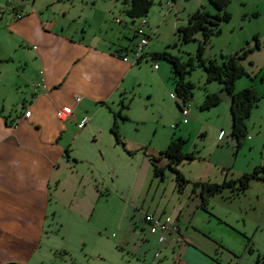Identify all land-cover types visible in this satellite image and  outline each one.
Returning <instances> with one entry per match:
<instances>
[{
	"label": "rangeland",
	"instance_id": "374dc122",
	"mask_svg": "<svg viewBox=\"0 0 264 264\" xmlns=\"http://www.w3.org/2000/svg\"><path fill=\"white\" fill-rule=\"evenodd\" d=\"M41 1L49 19L69 25L66 30L75 36L94 35L119 44L139 39L136 29L140 18L129 22L121 0ZM150 1L143 18L154 34L147 48L166 51L185 64L183 78L191 83L190 95L185 102L173 99V72L164 57L146 54L132 64L126 79L129 90L115 111L125 117L118 133L132 153L121 151L118 158L111 153L104 158L107 168H93V173L103 177L110 168L117 174L111 181L105 180L106 188L99 179L104 195L97 215L80 219L58 203L48 206L55 207V214L46 216V232L34 243L27 264H142V254H134L141 244L151 246L144 254L146 264H172L179 243L155 241L156 246L151 239L145 243L143 232L133 223L135 209L140 214L163 212L162 221L169 215L177 227L175 233L179 231L187 240H202L207 245L205 254L221 264H264V80L260 79L264 42L259 41L264 37V0H228L225 10L230 18L220 22L218 34L201 43L199 55L200 34L196 32L184 41L178 27L185 25L196 9L211 11L213 5L207 0ZM113 18L126 23H116ZM251 34L257 37L258 48H254ZM246 42L254 49L237 59L244 73L234 80L233 91L252 87L258 100L245 120L244 136L238 139L231 133L230 96L218 80H206L200 59L203 63L214 59L219 64L222 57ZM152 62L157 64L156 70ZM207 96L216 97V102L207 101ZM176 102L188 105L186 124L180 122ZM174 138L183 140L181 151L193 155L175 165L188 181L181 189L168 168L164 167L161 180L145 170L143 155L136 149L143 145L156 156ZM165 160L162 157L158 164L164 166ZM243 174L249 176L240 187ZM194 181L231 182L211 195L204 193L207 199L203 208L199 205V186L191 187ZM175 211L179 212L178 219Z\"/></svg>",
	"mask_w": 264,
	"mask_h": 264
},
{
	"label": "crops",
	"instance_id": "0c3cea01",
	"mask_svg": "<svg viewBox=\"0 0 264 264\" xmlns=\"http://www.w3.org/2000/svg\"><path fill=\"white\" fill-rule=\"evenodd\" d=\"M43 4L41 0H12L11 4L0 0L4 6L0 21V264L25 263L34 243L46 232V216L55 214V207H48L51 204L65 206L80 219L97 215L104 195L101 182L106 188L105 180L117 174L110 168L103 177L93 168H107L104 158L111 153L118 158L121 151L131 152L120 135L123 145L115 141L110 126L112 112L129 90L126 79L135 64L114 52L134 43L75 36L66 30L69 25L50 20ZM11 7H17L21 15L11 18ZM211 9L210 13L216 11L214 6ZM259 41L264 42V37ZM147 45L143 56L155 52ZM37 79L43 87L33 90L30 82ZM62 106L71 110L65 120L56 116ZM83 115L88 121L77 128ZM122 122H117V131ZM142 146L136 149L143 155L145 170L151 171L148 155L153 154ZM145 213L149 212L140 214L135 209L133 223L143 232L145 243L151 239L158 246L143 220ZM150 214L161 221L164 216L163 212ZM165 216L169 222L171 217ZM167 240L179 243L172 264H221L205 254L207 245L202 240H187L179 231ZM149 247L141 244L134 251L142 254V264Z\"/></svg>",
	"mask_w": 264,
	"mask_h": 264
},
{
	"label": "trees",
	"instance_id": "16d2710c",
	"mask_svg": "<svg viewBox=\"0 0 264 264\" xmlns=\"http://www.w3.org/2000/svg\"><path fill=\"white\" fill-rule=\"evenodd\" d=\"M124 4L122 8L123 13L128 18L129 22H133L135 18L144 17L147 13L148 7L151 3L150 0H121ZM216 11L210 13L204 10L202 7L196 9L194 12L189 14L185 25L179 26L178 31L180 37L185 41L192 38L193 34L198 32L200 34L199 45L197 48V54L199 55L201 50V43H206L209 38L220 32L219 24L221 21H227L230 18L229 13L225 10L228 0H208ZM132 36H135L134 33ZM254 40V48L259 47V42L255 35L252 36ZM254 48L249 47L246 42L243 47H240L237 51L232 54L222 57V61L218 64L214 59H207L206 63L200 59V63L205 71L206 80L216 79L221 83L222 88L229 94V113L231 119V133L238 139L245 134V120L249 115L250 109L255 105L258 97L256 96L252 87H245L241 90L235 92L233 91L234 80L244 73L243 67L237 63L238 58H244L247 53ZM128 47L117 49V52H124ZM152 57H164L170 64L173 72V82H174V93L180 99L181 102H185L190 95L191 83L184 80L183 74L186 71L185 64L180 62L176 57L170 55L166 51H155L151 53ZM143 57V56H142ZM260 79L264 80V68L262 69ZM207 101L211 103L216 102V97L207 96ZM176 105H180L176 102ZM113 121L110 126V131L114 135L116 142L123 145L120 139L119 133L117 131V122L119 119H125V117L120 116L118 112H112ZM183 140L180 138H174L169 140L166 147L159 151L158 154L148 155V161L151 167L152 174L159 177L161 180L163 178L164 167L168 168L175 175V181L178 184V188H182L184 184L188 181L183 177L180 171L175 167V165L184 159H192L193 155L188 152L181 151V144ZM140 149H144L143 147ZM127 153H131L127 150ZM162 157H165V165H159V161ZM249 174H243L240 178V187L245 184V180ZM231 181L218 183H209L206 181H194L191 182V187L199 188L200 204L204 208L207 196L204 194L211 195L212 193L218 191L223 186L229 184ZM264 255V254H263ZM5 264H27V263H16L10 262Z\"/></svg>",
	"mask_w": 264,
	"mask_h": 264
},
{
	"label": "built area",
	"instance_id": "2783aa9c",
	"mask_svg": "<svg viewBox=\"0 0 264 264\" xmlns=\"http://www.w3.org/2000/svg\"><path fill=\"white\" fill-rule=\"evenodd\" d=\"M25 1H32V0H25ZM12 0H6L7 4H11ZM11 18H17L19 17L20 10L17 7H11L10 8ZM4 6L0 5V21L4 18ZM115 22H119L118 18H113ZM6 21V18H5ZM146 29L147 33L143 30ZM147 25V21L141 17L138 23V27L136 29L137 35H139V39L126 51L124 52H117L115 51L114 54L116 56H119L124 61H129L130 63H137L141 60L143 56V50L147 44L148 39L154 34V30H150ZM151 62V61H150ZM152 69H157V64L155 62L151 63ZM30 86L33 90H36L37 88L43 87L42 80L37 79L36 81L30 82ZM172 95V94H171ZM174 98L177 97L176 95H172ZM79 97H76V100H78ZM178 98V97H177ZM188 105L186 106H179L180 111V122L185 124L187 122V114H188ZM71 110L68 107L62 106L56 110V116L60 120H65L70 115ZM27 114V111L25 112ZM88 121V116L83 115L79 118L77 121V128H82L84 124ZM175 125H170V127H174ZM143 220L149 225L150 231L154 233L155 241L165 242L167 240V237L174 233L177 230V227L175 224L171 221H161L157 216L145 213L143 215Z\"/></svg>",
	"mask_w": 264,
	"mask_h": 264
}]
</instances>
